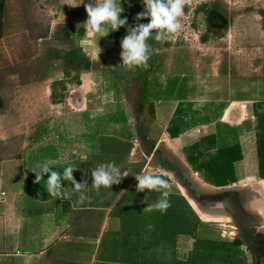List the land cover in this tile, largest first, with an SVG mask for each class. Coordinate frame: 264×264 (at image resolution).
<instances>
[{
    "label": "crops",
    "instance_id": "0c3cea01",
    "mask_svg": "<svg viewBox=\"0 0 264 264\" xmlns=\"http://www.w3.org/2000/svg\"><path fill=\"white\" fill-rule=\"evenodd\" d=\"M87 38L78 43L91 57L90 91L68 86L61 103L47 101L26 161L7 162L9 172H0V264H263L246 238L264 240V162L257 151L264 62L251 54L256 58L244 67L214 63L201 48L167 45L152 49L146 68H129L110 32ZM55 75L62 81V72ZM209 136L216 138L214 147L202 144ZM235 145L236 180L229 186L212 185L189 163L193 153V162L205 163L219 148ZM112 161L129 175L96 191L92 170ZM44 162L61 173L75 166L72 175L86 181L89 199L78 202L63 180L67 196L49 195L48 173L34 182ZM149 169L164 170L171 185L170 207L153 212V220L144 217L152 213L135 191V177ZM168 214L170 225L161 220ZM179 215L190 219L186 231L178 229Z\"/></svg>",
    "mask_w": 264,
    "mask_h": 264
},
{
    "label": "rangeland",
    "instance_id": "374dc122",
    "mask_svg": "<svg viewBox=\"0 0 264 264\" xmlns=\"http://www.w3.org/2000/svg\"><path fill=\"white\" fill-rule=\"evenodd\" d=\"M4 2V7H0V11L4 8L2 18L7 26L5 30L4 26L0 29V172L3 177L10 169L7 162H25L29 150L37 143L31 139L37 137L33 133L44 121L43 111L49 109L47 101L52 103V85L67 84L65 100L68 86H76L69 79L78 75L84 82L91 58L78 43L79 39L91 36L84 23L87 19L84 3L88 0L81 4L80 0H18L15 6H10V0ZM263 14L264 0H185L184 14L179 18L181 29L173 34L174 40L161 41L156 48L198 47L201 56H210L214 63L236 62L243 67L256 58L251 54L264 62ZM44 38H48L47 42ZM74 50L80 51L87 61L82 69L85 62L69 68L70 61L65 59L66 53ZM55 70L63 75L65 70L70 77L66 79L64 75L59 81ZM196 74L200 76L202 71ZM54 87L57 95L61 93L59 86ZM45 153L51 155V150ZM171 218L168 214L161 220L170 225L174 220Z\"/></svg>",
    "mask_w": 264,
    "mask_h": 264
},
{
    "label": "clouds",
    "instance_id": "9594fccd",
    "mask_svg": "<svg viewBox=\"0 0 264 264\" xmlns=\"http://www.w3.org/2000/svg\"><path fill=\"white\" fill-rule=\"evenodd\" d=\"M81 3H83V0H80L79 4ZM143 4L144 10L136 14V19L140 20L147 17L148 22L139 23L129 29L127 34L120 40L121 64L129 68L138 66L146 68L148 66L147 61L152 52L148 40L149 37L153 36V32L156 41H166L181 29L179 18L184 14L185 0H144ZM84 10L87 14L84 23L89 30V34L96 35L98 38L118 30L127 21V17L121 18V13L124 11L121 0H88V3H84ZM80 158L82 160L87 159V155H81ZM74 168L75 166L68 164L61 173L52 170L49 162H44L40 165V171L36 173L34 182L40 183L42 175L48 173L46 180L47 193L52 197L64 198L67 193L64 191L61 182L62 180L68 181L71 183L73 191L78 193V202L83 203L89 199L86 191L88 186L86 181L77 182L74 179L72 175ZM122 169L114 161L99 164L91 172V187L99 191L101 187L109 189L111 185L119 184L123 177L129 175L126 169H123V171ZM165 175L164 170H161L160 174H154L149 169L135 177L138 181L137 191L144 192L147 189L161 194V198L155 204L147 206L148 211L153 209L166 211L170 207L168 197L171 185L164 178Z\"/></svg>",
    "mask_w": 264,
    "mask_h": 264
},
{
    "label": "trees",
    "instance_id": "16d2710c",
    "mask_svg": "<svg viewBox=\"0 0 264 264\" xmlns=\"http://www.w3.org/2000/svg\"><path fill=\"white\" fill-rule=\"evenodd\" d=\"M144 0H121V6L124 9V11L121 13V18L127 17L126 24L122 27H120L118 30L114 32H110V37L118 44H120V40L124 35L127 34L128 30L135 27L139 23H147L148 18L144 17L140 20L136 19V14L139 12H142L144 10ZM262 20L264 24V14L262 15ZM148 43L151 45V48H156L157 45L161 43V41H156L154 39V32L153 36L149 37ZM66 60L68 59L70 61V66L69 68H76L78 63L84 64L80 68L82 69L83 66H85L87 61L84 58V56L80 55V51H70L66 53ZM86 68V67H85ZM89 71V70H88ZM87 69H86V79L82 80V76L76 75L74 78H70L69 81L74 82L76 86H78L79 89L87 93L89 91L88 88V75H87ZM81 74V73H80ZM64 75L65 78L68 79L70 77V74L64 70ZM59 86L61 93L58 95L56 94V89L54 86ZM66 91V83L64 82H55L52 85V93H51V101L53 104L61 103L62 100L64 99V93ZM257 151H258V156L264 162V115L259 118L258 125H257ZM170 132H173V127L170 128ZM216 138L215 136H209L205 140L202 141L203 143H208L210 147H214L216 145ZM198 148V145L194 146L192 149ZM192 153V151H190ZM235 152H240L239 146L235 145L232 147L228 146H223L218 149V154L216 157L210 159L208 162L205 163H199V162H193L191 157L193 158L192 155H188V159L190 160V165H192L194 168H196L199 172L206 173L209 178L212 179L211 183L214 186L217 187H225L229 186L233 183H235V174L233 171V161L236 159L234 157ZM238 158V157H237ZM261 169L264 171V165H260V172ZM262 174V172H261ZM263 175V174H262ZM137 194H141L145 197V202L147 203L146 206L155 204L159 198H161V194L159 192L155 191H150V190H144V192L137 191L135 189ZM118 208H121V204L118 205ZM155 211H158V209H153L149 212L152 214H147L144 217L146 219H154V213ZM178 229L181 232L182 230L186 231V229L190 226V219L189 221L186 220V216L179 215L178 216ZM164 224V223H163ZM186 225V228L184 227ZM198 225V219L195 217L194 218V227L193 229H189V233H194V230L196 229ZM183 226V227H180ZM235 244H239V242L235 241ZM180 264V263H178Z\"/></svg>",
    "mask_w": 264,
    "mask_h": 264
},
{
    "label": "water",
    "instance_id": "95a60500",
    "mask_svg": "<svg viewBox=\"0 0 264 264\" xmlns=\"http://www.w3.org/2000/svg\"><path fill=\"white\" fill-rule=\"evenodd\" d=\"M246 242L256 247V252L262 258L264 264V240L262 238H246Z\"/></svg>",
    "mask_w": 264,
    "mask_h": 264
}]
</instances>
